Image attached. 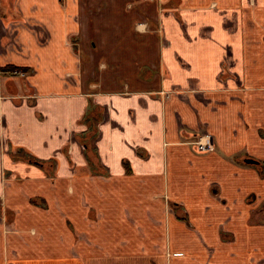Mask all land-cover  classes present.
<instances>
[{"label": "crops", "instance_id": "0c3cea01", "mask_svg": "<svg viewBox=\"0 0 264 264\" xmlns=\"http://www.w3.org/2000/svg\"><path fill=\"white\" fill-rule=\"evenodd\" d=\"M0 205V264H264V0H0Z\"/></svg>", "mask_w": 264, "mask_h": 264}, {"label": "trees", "instance_id": "16d2710c", "mask_svg": "<svg viewBox=\"0 0 264 264\" xmlns=\"http://www.w3.org/2000/svg\"><path fill=\"white\" fill-rule=\"evenodd\" d=\"M99 118H100V111L98 110V107L93 103H89L83 116V120L89 125V130L78 135L84 147L83 151L87 154V157L89 158H90L89 150H91L90 149L91 139L94 135L96 129V123Z\"/></svg>", "mask_w": 264, "mask_h": 264}, {"label": "built area", "instance_id": "2783aa9c", "mask_svg": "<svg viewBox=\"0 0 264 264\" xmlns=\"http://www.w3.org/2000/svg\"><path fill=\"white\" fill-rule=\"evenodd\" d=\"M11 74L24 76V71L20 70L19 68H12L9 71ZM168 94H166L167 96ZM190 144L193 148L198 152H207L214 149V144L212 141V137L207 132H201L196 134L192 137Z\"/></svg>", "mask_w": 264, "mask_h": 264}, {"label": "rangeland", "instance_id": "374dc122", "mask_svg": "<svg viewBox=\"0 0 264 264\" xmlns=\"http://www.w3.org/2000/svg\"><path fill=\"white\" fill-rule=\"evenodd\" d=\"M0 208H1V205H0ZM263 210H264V206H263ZM9 213H8V215H7V212H4V214H2V217L5 219V221L6 222H8V223H11L12 222V220H13V217H10V213H12L11 211H8ZM262 213V212H261ZM261 213H258V214H256L255 213V215L253 216V219H252V223H258L259 222V220L260 219H262V215H261ZM92 218H94V216L92 217ZM186 218V217H185ZM69 222V221H68ZM71 223L69 222V225H70ZM225 232H220V235H222V234H224ZM240 235V234H239ZM237 242H242V239H241V237L239 236V238H238V240H237ZM238 245H239V243H238ZM236 248V247H235ZM5 260H6V258L4 257V263L3 264H7V263H5Z\"/></svg>", "mask_w": 264, "mask_h": 264}, {"label": "flooded vegetation", "instance_id": "af4514ba", "mask_svg": "<svg viewBox=\"0 0 264 264\" xmlns=\"http://www.w3.org/2000/svg\"><path fill=\"white\" fill-rule=\"evenodd\" d=\"M212 137V136H211ZM213 141V140H212Z\"/></svg>", "mask_w": 264, "mask_h": 264}]
</instances>
